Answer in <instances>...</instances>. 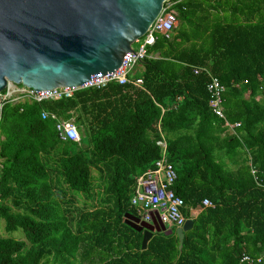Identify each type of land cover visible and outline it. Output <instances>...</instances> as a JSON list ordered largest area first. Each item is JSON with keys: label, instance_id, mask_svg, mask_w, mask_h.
I'll return each instance as SVG.
<instances>
[{"label": "trees", "instance_id": "1", "mask_svg": "<svg viewBox=\"0 0 264 264\" xmlns=\"http://www.w3.org/2000/svg\"><path fill=\"white\" fill-rule=\"evenodd\" d=\"M171 1L178 23L148 48L141 88L4 106L0 220L24 240L0 237V264H239L243 254L264 264V0ZM209 75L224 87V119L209 107ZM43 111L74 118L80 141H59ZM163 155L183 215L199 212L180 250L173 232L143 251L123 217L138 218L136 179ZM72 192L95 206L79 208Z\"/></svg>", "mask_w": 264, "mask_h": 264}, {"label": "water", "instance_id": "2", "mask_svg": "<svg viewBox=\"0 0 264 264\" xmlns=\"http://www.w3.org/2000/svg\"><path fill=\"white\" fill-rule=\"evenodd\" d=\"M168 0H0V92L8 83L34 91L73 88L117 70ZM135 56V55H134ZM124 223L142 231L141 250L154 233L183 245L193 220L171 230L133 215Z\"/></svg>", "mask_w": 264, "mask_h": 264}, {"label": "built area", "instance_id": "3", "mask_svg": "<svg viewBox=\"0 0 264 264\" xmlns=\"http://www.w3.org/2000/svg\"><path fill=\"white\" fill-rule=\"evenodd\" d=\"M175 2L166 1L160 14L152 22L144 36L134 42L133 51L126 53L122 65L114 72L104 75L98 79L92 80L81 86L73 88H54L48 91H34L22 85L8 83L0 92V123L2 119L3 108L7 104H18L25 101L34 103H43L58 100L72 99L80 90L85 89H103L110 83H116L120 86H132L141 88L143 81L137 74H133L136 67H139L145 58H151L148 55V48L153 46L158 37L171 39L173 30L178 23V15L174 8ZM203 69L196 68L195 74ZM204 71V70H203ZM207 91L210 94L209 107L212 113L221 119H224L222 107V94L224 87L219 80L209 75V83ZM43 120L51 118L55 121V132L57 138L61 142L71 141L79 142V132L74 123V119L63 120L57 118L54 114L41 112ZM226 126L232 133L239 127L238 123ZM157 145L165 149L164 142H157ZM255 174V171L252 172ZM177 175L173 167L167 162L163 155L159 159L153 169L147 170L136 179L133 195L130 200L131 206L135 209L138 219L146 224H151L155 219L158 223H162L166 228H180L186 221V217L182 213L184 208L183 200L176 196L172 187L176 181ZM202 207H210L208 200H203ZM261 258H253L243 254L239 260V264H259Z\"/></svg>", "mask_w": 264, "mask_h": 264}, {"label": "rangeland", "instance_id": "4", "mask_svg": "<svg viewBox=\"0 0 264 264\" xmlns=\"http://www.w3.org/2000/svg\"><path fill=\"white\" fill-rule=\"evenodd\" d=\"M134 47H136V44H134ZM141 68L142 65H140L139 67H136L133 71V74H137L141 72ZM92 177H93V190L91 194H95L97 192H100L99 187L101 184V179L99 177V173L95 170H92ZM72 195L76 196L77 199V206L79 208H83V206H87V207H91L92 205L95 206V200H96V196L95 199L92 200L91 199V195L90 196H82V195H76L75 193H71ZM10 204V203H8ZM0 237H4V238H10V239H14V240H24V236L22 234L21 231H15V232H5L4 230V221L0 220Z\"/></svg>", "mask_w": 264, "mask_h": 264}, {"label": "crops", "instance_id": "5", "mask_svg": "<svg viewBox=\"0 0 264 264\" xmlns=\"http://www.w3.org/2000/svg\"><path fill=\"white\" fill-rule=\"evenodd\" d=\"M71 119H74V118H70V120ZM69 120V119H68ZM75 123V122H74ZM77 125V124H76ZM0 139H2V138H0ZM2 168V164H1V160H0V169ZM198 212H199V209H197V210H191L190 211V217H191V219H194L196 216H197V214H198Z\"/></svg>", "mask_w": 264, "mask_h": 264}]
</instances>
